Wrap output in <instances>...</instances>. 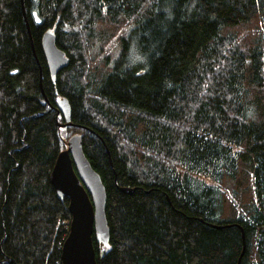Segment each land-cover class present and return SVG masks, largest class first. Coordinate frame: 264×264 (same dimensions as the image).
Listing matches in <instances>:
<instances>
[{"label":"trees","instance_id":"trees-1","mask_svg":"<svg viewBox=\"0 0 264 264\" xmlns=\"http://www.w3.org/2000/svg\"><path fill=\"white\" fill-rule=\"evenodd\" d=\"M74 134L107 195L97 264H264V0H0V264H61Z\"/></svg>","mask_w":264,"mask_h":264},{"label":"water","instance_id":"water-1","mask_svg":"<svg viewBox=\"0 0 264 264\" xmlns=\"http://www.w3.org/2000/svg\"><path fill=\"white\" fill-rule=\"evenodd\" d=\"M41 46L48 71L54 81L60 70L67 66L68 56L57 46L56 35L52 30L43 33ZM40 88L43 92L41 84ZM44 99L48 103L45 95ZM55 109L57 115L64 120L58 123L60 128L72 124L71 107L66 97L56 100ZM65 144L66 148L58 153L49 175L57 196L68 199L70 213L69 230L61 247L60 261L61 264H97L93 235L101 246L108 244L110 236L105 213V186L84 154L82 137L74 134ZM118 189L131 191L128 187Z\"/></svg>","mask_w":264,"mask_h":264},{"label":"bare ground","instance_id":"bare-ground-1","mask_svg":"<svg viewBox=\"0 0 264 264\" xmlns=\"http://www.w3.org/2000/svg\"><path fill=\"white\" fill-rule=\"evenodd\" d=\"M48 30H52V29H48ZM53 31V30H52ZM40 84H41V76L39 75V87H40ZM42 86V84H41ZM43 89V88H42ZM41 90V88H40ZM41 94L43 95V98H44V91L42 92L41 91ZM67 199V198H66ZM61 225L63 226V228H67L69 230V225H70V220H67V219H61ZM242 235H244L243 231H242ZM64 241V240H63ZM63 244V243H62ZM62 247V246H61Z\"/></svg>","mask_w":264,"mask_h":264}]
</instances>
